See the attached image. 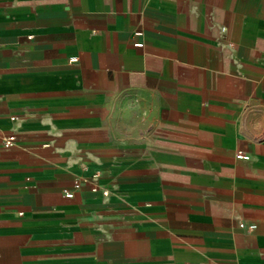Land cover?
<instances>
[{"label": "crops", "instance_id": "obj_1", "mask_svg": "<svg viewBox=\"0 0 264 264\" xmlns=\"http://www.w3.org/2000/svg\"><path fill=\"white\" fill-rule=\"evenodd\" d=\"M0 264H264V0H0Z\"/></svg>", "mask_w": 264, "mask_h": 264}, {"label": "built area", "instance_id": "obj_2", "mask_svg": "<svg viewBox=\"0 0 264 264\" xmlns=\"http://www.w3.org/2000/svg\"><path fill=\"white\" fill-rule=\"evenodd\" d=\"M222 31H225V28H223V30ZM142 33L141 32H137V35H141ZM135 46H137V47H142L143 46V43H140V42H138V43H135ZM16 135H14V134H10V135H8V136H6L5 137V139H4V145L6 146V147H10V146H13L14 145V143L16 142ZM79 183H77L76 184V187H79ZM93 190L94 191H96L97 190V188H93ZM103 193H107L106 191H104ZM65 195H66V197H68V198H72L73 196H74V193L73 192H71V191H66L65 192ZM254 227V226H253Z\"/></svg>", "mask_w": 264, "mask_h": 264}]
</instances>
